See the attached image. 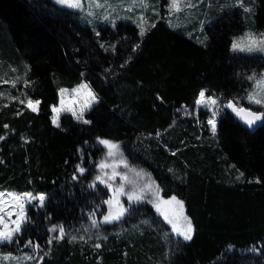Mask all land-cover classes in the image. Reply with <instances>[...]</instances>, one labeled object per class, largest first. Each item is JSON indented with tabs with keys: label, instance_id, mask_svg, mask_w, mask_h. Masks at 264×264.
<instances>
[{
	"label": "trees",
	"instance_id": "trees-1",
	"mask_svg": "<svg viewBox=\"0 0 264 264\" xmlns=\"http://www.w3.org/2000/svg\"><path fill=\"white\" fill-rule=\"evenodd\" d=\"M155 1L141 36L133 19L95 29L55 0H0V79L16 80L0 82V190L46 195L42 208L29 206L22 233L1 245L34 257L23 264H264V125L250 131L223 110L213 134L209 109L195 103L204 90L264 111L247 99L264 55L232 50L249 25L264 30V0L224 9L226 0H195L187 31L164 18L166 0ZM83 80L99 97L90 123L65 113L57 127L60 88ZM28 98L41 102L38 112L20 103ZM98 137L119 142L164 195L183 201L192 240L171 233L149 201L101 222L111 193L95 181L107 153ZM53 225L65 235L49 244Z\"/></svg>",
	"mask_w": 264,
	"mask_h": 264
},
{
	"label": "snow or ice",
	"instance_id": "snow-or-ice-1",
	"mask_svg": "<svg viewBox=\"0 0 264 264\" xmlns=\"http://www.w3.org/2000/svg\"><path fill=\"white\" fill-rule=\"evenodd\" d=\"M57 3L61 5H65L68 8L79 9L82 7V0H56ZM139 2L143 5L144 0H139ZM91 3L97 8H105L106 0L104 3L101 0H91ZM110 7V5L108 6ZM195 7L190 0H170L168 5L169 14H176L184 11L185 8ZM131 11L132 8L129 7L127 9ZM115 11V9H112ZM245 11H250V9H245ZM91 14V13H90ZM109 18L108 15H104V19L107 20ZM141 21H143V17H141ZM154 26V25H153ZM145 34V30L141 27L140 35L143 36ZM247 43L242 42H233L232 50L240 51V52H254L260 51L264 52V38L257 39L252 36H247ZM250 80H254L255 77H249ZM2 83H12V86L15 87L16 80H6L0 79ZM27 85V81L24 82ZM67 89H60L61 94V103L60 106H53L52 112L54 115L52 116V123L57 127L59 124V114L63 111H70L72 116L82 123L88 124L90 121L84 119V112L88 108L91 107V104L96 102L97 97L94 92H92L90 86L86 83H81L77 87L72 89L73 93L83 95L85 97L83 103L80 105L79 110L68 107L65 108L63 96L67 92ZM3 93H0L2 95ZM13 99H18L17 97H13ZM247 99L249 103H254L256 105L264 106V78L259 80H255V89L248 93ZM20 103H26V106L32 112L39 111V100H33L28 98L25 100H21ZM195 103L197 105H202L206 108L212 109V118H210L207 123L211 127V131L213 134L216 132V115L219 107V100L213 95H207L204 90H201L198 93V98ZM232 110L233 113L247 126L252 127L258 121H264V112H256L251 109H246L244 107H239L237 103L233 101H228L227 104L223 105ZM7 127V125H5ZM0 139H3L0 136ZM98 144L102 145L105 149H107V157L112 158V162L109 163L107 160H103L99 163L98 167L100 169L101 175H97L95 177V181H98L101 184H104L107 188L112 191V197L106 201L105 204L108 205L107 214L103 215V223H111L113 221L120 220L121 217L124 216L127 209L124 208L123 204L120 201L121 196H127L128 201L131 202H139L145 199H148L150 203L156 209V212L163 218V220L171 226V233H174L177 237H182L183 241H190L193 238L194 227L191 219L185 215L184 213V203L182 200L177 199L175 195L171 196L168 199L163 198L160 195V189L158 186H154L153 182L150 180H146L142 185L137 186L135 180L129 179L127 172H120L119 169L121 166L124 169H128L129 171H133L129 168V164L126 160L122 158V153L120 152V145L118 143L113 142L109 139L97 138ZM175 155V153H173ZM121 157L120 159H116L117 157ZM107 169H111L110 172L106 171ZM77 171L83 175L86 169L80 165H77ZM135 175L140 177L143 175L142 172H136ZM241 175H243L241 173ZM107 177V179H105ZM117 177H119L120 183L113 187V183L116 181ZM75 178V177H74ZM259 183V181H256ZM126 185H132V187L126 190ZM95 182L90 185V187H95ZM10 197L11 201L6 203V198ZM38 201L39 206L43 207L46 196L43 193H38L33 195L32 192H24V193H6L0 192V243H12L14 241V237L18 234H21L24 230V225L29 222V218L25 212V202L30 203L31 201ZM92 218V226H97V221L94 219L95 213H90ZM13 217H15L13 219ZM51 232L57 233L56 236L51 237L48 240V243L51 244L53 240H60L64 238L65 235V227L63 225H53L50 229ZM168 235V234H166ZM72 239H75L73 237ZM18 243V241H16ZM32 246L34 249H38L40 246L38 244H34L31 240L27 242L25 246ZM100 245H95V247H99ZM3 259L8 260L11 259L10 256H5ZM26 260L34 259L33 256L24 257ZM43 257H41V260Z\"/></svg>",
	"mask_w": 264,
	"mask_h": 264
},
{
	"label": "rangeland",
	"instance_id": "rangeland-1",
	"mask_svg": "<svg viewBox=\"0 0 264 264\" xmlns=\"http://www.w3.org/2000/svg\"><path fill=\"white\" fill-rule=\"evenodd\" d=\"M162 1V0H161ZM218 0L215 1H209L207 6H216L218 4L217 2ZM56 2V0H55ZM102 3L105 2V0H101ZM170 0H166V4H165V11L163 13L164 18L173 26H184L185 29L184 30H188L190 29L189 24L186 25H182L183 23H192V21L194 22V20L192 21H188L186 19H192L193 18V12L197 13L199 9H196L194 11L193 7L192 8H185L184 11L180 12V13H176V14H169V10H168V5H169ZM191 3L194 4L195 0H190ZM243 2H245V0H226L225 3L223 4H227V5H221L220 3V8H225V7H232L235 4H242ZM57 3V2H56ZM59 4V3H58ZM61 5V4H59ZM110 5V7H108ZM158 5L159 2L155 1V0H144V4L142 5L139 0H106V7L105 8H100L97 9L92 3L91 0H82V7L79 9H74V8H69L71 10L80 12L82 14V16H84L85 20L91 25L93 26L95 29H99V26L101 25V23H110L112 25H116L118 21L120 20H135L139 23V25L141 27H143V29L145 30L146 26L148 25V23L150 22V11L151 13H155L158 12ZM66 7L65 5H61ZM131 7L132 10L128 11L127 9ZM68 8V7H67ZM112 9H115V11H112ZM215 9V8H214ZM222 9V10H223ZM202 10V7L200 6V11ZM218 10V9H217ZM184 12V16L183 13ZM91 13V14H90ZM104 15H108L109 18L107 20L104 19ZM141 17H143V21H141ZM197 17V16H195ZM211 19L213 17H210ZM210 19V20H211ZM204 20V19H203ZM189 25V26H187ZM251 25H249V27L247 29H245L242 33H240L239 35L235 36L234 38V42H242V43H247V36H252L255 37L257 39L260 38H264V30H258L255 31L254 29L250 28ZM3 33L0 31V40L2 39ZM240 52V51H238ZM242 53H247V54H261L264 55V52H260V51H254V52H242ZM255 79L253 80V87L251 89L250 92H252L255 89V80H259L261 78H264V71L260 72L258 75L254 76ZM81 83H86L90 86L89 82L86 80H83L82 82H80L79 84L73 86V87H61L63 89H67L68 91L64 94L63 96V100H64V105L65 108L68 107H72L77 109V111L80 108V105L83 103L85 97L83 95L80 94H76L72 92V89L77 87L78 85H80ZM60 88V89H61ZM92 92L95 93L97 100L96 102L91 104V107L88 108L87 110H85L84 112V119H86V113L98 102L99 97L97 96L96 92L94 91V89L90 86ZM218 99V98H217ZM219 100V99H218ZM240 100V99H239ZM220 104L218 107V111H217V115L216 117H218L219 115H221V113L223 112L224 107H223V103L219 100ZM61 103V94H60V90H59V100L58 103L54 106L59 107ZM255 106H258L255 104ZM197 108H204V109H210V108H206L202 105H197ZM65 113H69L71 114L70 111H63L59 114V124H61V116ZM209 119L212 118V111L209 110ZM54 115V113H53ZM52 115V116H53ZM72 115V114H71ZM87 120V119H86ZM217 126V125H216ZM217 130V127H216ZM118 143L120 145V152L122 153V158L124 160H126L129 164V168L132 169L133 171H129L128 169H124L122 166L117 169L120 172H127L129 179L135 180L136 185L140 186L142 185L146 180H150L151 182H153L154 186H158V182L155 180V178L153 176H151L146 170H144L143 168H141L139 165L134 164L132 162H130L127 158V156L125 155L124 149L122 148L121 144L119 142H115ZM121 157H117L116 159H120ZM103 160H107L109 163L112 162V158L107 157V153L106 155L103 157ZM100 161V162H101ZM106 171L110 172L111 169H107ZM136 172H142L143 175L140 177H137L135 175ZM97 175H101L100 169L99 167L97 168ZM105 179H107V177H105ZM113 183V187L117 186L120 183L119 177H117L116 181L111 182ZM126 190L130 189L132 187V185H126ZM160 189V187H159ZM110 190V189H109ZM0 192H6V193H24V192H17V191H13V190H0ZM33 195H35L36 193L32 192ZM111 193V197H112V191L110 190ZM160 195L165 198L168 199L170 197L164 195L163 191L160 189ZM46 196V195H45ZM151 199V197L149 196L148 199L142 200V201H149ZM11 198L8 197L6 198V203L10 202ZM46 201V200H45ZM120 201L123 204L124 208L127 209V211L125 212V214L132 208H134L136 205H138L139 202H131L128 201L127 196H121L120 197ZM45 204V203H44ZM34 205L35 207L39 206V202L38 201H31L30 203L25 202V212L26 215L28 216V208L29 206ZM42 208V207H40ZM108 211V209H107ZM107 214V213H106ZM124 214V215H125ZM15 217H13L14 219ZM103 222V217H102V221ZM4 243H0V248L1 245ZM5 256H10L11 259L5 260L3 259V257ZM27 255H20V254H10V253H4L2 251H0V264H23L26 262V259H24V257H26Z\"/></svg>",
	"mask_w": 264,
	"mask_h": 264
},
{
	"label": "water",
	"instance_id": "water-1",
	"mask_svg": "<svg viewBox=\"0 0 264 264\" xmlns=\"http://www.w3.org/2000/svg\"><path fill=\"white\" fill-rule=\"evenodd\" d=\"M229 101H233L234 103H237L235 100H233V99H230ZM228 103V101H226V102H224L223 103V105H225V104H227ZM237 105L239 106V107H244V108H246V109H251L252 111H256V112H264L263 110H255V109H253V108H251V107H248V106H246V105H241V104H239V103H237ZM224 107V106H223ZM224 109L229 113V114H231L233 117H234V119L236 120V121H238L239 122V124H241V125H243L244 127H246L247 129H249L250 131H256V130H258L259 128H261L263 125H264V121H258V122H256V124H254L252 127H249V126H247V125H245L236 115H235V113H233L232 112V110L231 109H229V108H227V107H224ZM210 111H212V109H209Z\"/></svg>",
	"mask_w": 264,
	"mask_h": 264
}]
</instances>
